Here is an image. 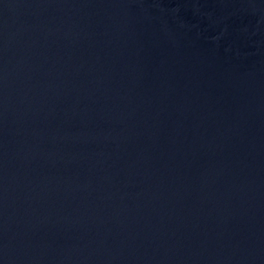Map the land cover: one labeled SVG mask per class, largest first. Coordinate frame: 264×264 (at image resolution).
Listing matches in <instances>:
<instances>
[{
	"label": "water",
	"instance_id": "water-1",
	"mask_svg": "<svg viewBox=\"0 0 264 264\" xmlns=\"http://www.w3.org/2000/svg\"><path fill=\"white\" fill-rule=\"evenodd\" d=\"M0 264H264V0H0Z\"/></svg>",
	"mask_w": 264,
	"mask_h": 264
}]
</instances>
